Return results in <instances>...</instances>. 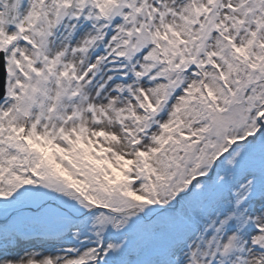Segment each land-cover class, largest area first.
Here are the masks:
<instances>
[{
    "label": "snow or ice",
    "instance_id": "1",
    "mask_svg": "<svg viewBox=\"0 0 264 264\" xmlns=\"http://www.w3.org/2000/svg\"><path fill=\"white\" fill-rule=\"evenodd\" d=\"M0 264H264V0H0Z\"/></svg>",
    "mask_w": 264,
    "mask_h": 264
}]
</instances>
